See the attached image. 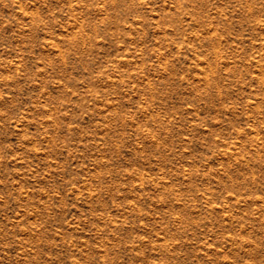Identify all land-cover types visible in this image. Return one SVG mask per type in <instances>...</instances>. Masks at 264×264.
Wrapping results in <instances>:
<instances>
[{"label":"rangeland","instance_id":"obj_1","mask_svg":"<svg viewBox=\"0 0 264 264\" xmlns=\"http://www.w3.org/2000/svg\"><path fill=\"white\" fill-rule=\"evenodd\" d=\"M0 264H264V0H0Z\"/></svg>","mask_w":264,"mask_h":264}]
</instances>
